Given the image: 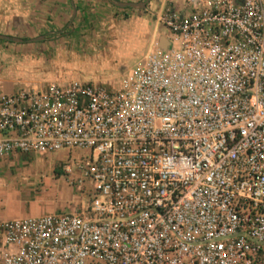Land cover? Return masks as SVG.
<instances>
[{
    "label": "built area",
    "instance_id": "obj_1",
    "mask_svg": "<svg viewBox=\"0 0 264 264\" xmlns=\"http://www.w3.org/2000/svg\"><path fill=\"white\" fill-rule=\"evenodd\" d=\"M114 88L0 93V159L65 151L88 201L0 221V264H264V0H165Z\"/></svg>",
    "mask_w": 264,
    "mask_h": 264
},
{
    "label": "rangeland",
    "instance_id": "obj_2",
    "mask_svg": "<svg viewBox=\"0 0 264 264\" xmlns=\"http://www.w3.org/2000/svg\"><path fill=\"white\" fill-rule=\"evenodd\" d=\"M141 1L145 0L136 4ZM114 3L130 2L111 0L95 6L79 21L73 22L75 27L72 31L47 37L49 40L34 45V49L17 47L14 42L6 43L7 50L1 47L0 54L6 57L5 62H10L15 68L22 67V80L25 82L22 90H38L49 84L75 81L114 88L120 77L137 61L135 56L139 48L151 42L153 31H165L149 15L157 9L153 0H149L145 10L120 8ZM80 154L61 151L41 156L20 155L19 158L26 163L21 171L24 176L2 178L5 191L15 189L20 202L32 210L49 212L44 215L77 212L87 204V188L77 189L72 184L74 176H40V173L51 160L55 162L54 170H58V160Z\"/></svg>",
    "mask_w": 264,
    "mask_h": 264
},
{
    "label": "crops",
    "instance_id": "obj_3",
    "mask_svg": "<svg viewBox=\"0 0 264 264\" xmlns=\"http://www.w3.org/2000/svg\"><path fill=\"white\" fill-rule=\"evenodd\" d=\"M124 1L136 4L139 0ZM164 1L153 0L157 9L154 13L150 12V17L156 20V15ZM107 2H111V0H0V35L20 39L22 42L16 43L17 47L34 49V45H41L43 41L49 40L47 37L57 36L64 31H72L75 27L73 22L79 21L86 11L103 3L107 4ZM144 2V8L139 9L145 10L149 0L141 1V3ZM75 30L76 28H74ZM165 36L166 32L161 29L153 31L149 39L151 42L146 47L144 45L139 48L135 56L136 59L138 60L143 54L152 50L155 42L164 41ZM37 38L41 39L32 41ZM0 41H2L0 42V51L1 47H6L5 50H7L8 44L6 42L12 43V41ZM5 59L6 57L0 54V93L9 95L22 90L25 82L22 80V67L15 68L9 64L10 62H5ZM19 157L20 155H15L0 159V221L36 218L49 213L48 211L32 210L22 201L20 202L18 191L15 189L5 191V183L2 178L24 176L21 171L26 163H23ZM66 161L67 157L58 160V170H54L53 165L55 162L51 160L50 164L42 169L40 176H78L76 172L71 174L64 172L62 166L66 164Z\"/></svg>",
    "mask_w": 264,
    "mask_h": 264
},
{
    "label": "water",
    "instance_id": "obj_4",
    "mask_svg": "<svg viewBox=\"0 0 264 264\" xmlns=\"http://www.w3.org/2000/svg\"><path fill=\"white\" fill-rule=\"evenodd\" d=\"M116 6L120 7V8H144L145 6V2L144 3H138V4H132V3H114ZM41 38H37L34 39L32 41H36L39 40ZM0 40H5V41H12L15 43H20L22 42L20 39H16V38H9L6 36H2L0 35Z\"/></svg>",
    "mask_w": 264,
    "mask_h": 264
},
{
    "label": "trees",
    "instance_id": "obj_5",
    "mask_svg": "<svg viewBox=\"0 0 264 264\" xmlns=\"http://www.w3.org/2000/svg\"><path fill=\"white\" fill-rule=\"evenodd\" d=\"M4 42V41H3ZM7 43V42H6Z\"/></svg>",
    "mask_w": 264,
    "mask_h": 264
}]
</instances>
